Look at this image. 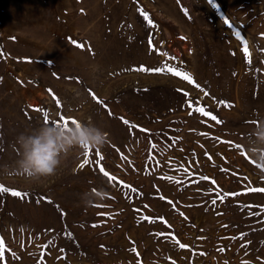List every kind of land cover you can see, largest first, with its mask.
Instances as JSON below:
<instances>
[{
    "label": "rangeland",
    "instance_id": "obj_1",
    "mask_svg": "<svg viewBox=\"0 0 264 264\" xmlns=\"http://www.w3.org/2000/svg\"><path fill=\"white\" fill-rule=\"evenodd\" d=\"M45 118L108 142L28 180ZM262 122L264 0H0V264H264Z\"/></svg>",
    "mask_w": 264,
    "mask_h": 264
},
{
    "label": "clouds",
    "instance_id": "obj_2",
    "mask_svg": "<svg viewBox=\"0 0 264 264\" xmlns=\"http://www.w3.org/2000/svg\"><path fill=\"white\" fill-rule=\"evenodd\" d=\"M250 137L264 145V122L256 126ZM19 158L15 161L13 171L31 181L56 174L62 157L73 149H102L108 142L107 133L94 124L76 120L65 125L61 122L43 123L31 134L17 137ZM247 151L257 164L264 165V147L257 149L247 145ZM8 166L5 165L7 171ZM98 198L97 193H84L81 197L85 205H90Z\"/></svg>",
    "mask_w": 264,
    "mask_h": 264
},
{
    "label": "snow or ice",
    "instance_id": "obj_3",
    "mask_svg": "<svg viewBox=\"0 0 264 264\" xmlns=\"http://www.w3.org/2000/svg\"><path fill=\"white\" fill-rule=\"evenodd\" d=\"M245 52H247V45H246V42H245ZM153 71H159V69H153ZM176 75H180L179 72L176 73ZM186 80H189L191 81V77L188 76V75H185L184 77ZM198 111L200 112H204V109L203 108H200V109H197ZM205 115H208V113H204ZM212 119L215 120L216 117L215 116H212ZM45 122H48L47 121V118H45ZM68 120L67 119H64V124L67 125L68 124ZM71 123H76L75 120H72ZM125 123L127 124L128 122L125 121ZM102 159V157H101ZM89 163V160L88 159H84L82 164L80 165V167H84L86 166L87 164ZM100 171L107 177L108 176V173L104 171V169L101 167L100 168ZM109 179H112L111 177H109ZM257 191H264V189H258ZM0 193H10L11 195H14V196H21V193L16 191V190H13V189H7V188H4L3 186H0ZM216 201L214 200L213 201V204H215ZM0 243H2V241H0ZM183 247V245H181ZM47 247V246H46ZM245 264H247V262H245Z\"/></svg>",
    "mask_w": 264,
    "mask_h": 264
}]
</instances>
